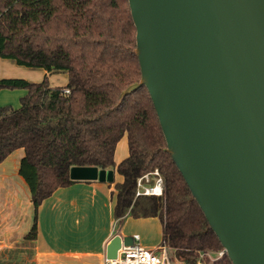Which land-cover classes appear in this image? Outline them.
<instances>
[{
  "label": "trees",
  "instance_id": "1",
  "mask_svg": "<svg viewBox=\"0 0 264 264\" xmlns=\"http://www.w3.org/2000/svg\"><path fill=\"white\" fill-rule=\"evenodd\" d=\"M136 47L129 0H0V59L45 72L40 82L0 79V89L26 91L19 108H0V164L24 150L19 174L35 214L28 240L37 239L42 203L76 183L72 168L96 167L122 177L115 227L129 217L156 218L170 259L195 264L200 253L223 247L167 152L147 88L124 95L141 81ZM59 74L66 85L52 87L49 78ZM124 138L128 155L116 163ZM156 171L162 194L137 196L139 179L149 175L143 184L152 187ZM212 264L232 262L226 255Z\"/></svg>",
  "mask_w": 264,
  "mask_h": 264
},
{
  "label": "water",
  "instance_id": "2",
  "mask_svg": "<svg viewBox=\"0 0 264 264\" xmlns=\"http://www.w3.org/2000/svg\"><path fill=\"white\" fill-rule=\"evenodd\" d=\"M141 81L232 264H264V0H129ZM74 181L112 180L74 167ZM132 237L115 235L106 259Z\"/></svg>",
  "mask_w": 264,
  "mask_h": 264
},
{
  "label": "crops",
  "instance_id": "3",
  "mask_svg": "<svg viewBox=\"0 0 264 264\" xmlns=\"http://www.w3.org/2000/svg\"><path fill=\"white\" fill-rule=\"evenodd\" d=\"M13 63L0 59V68L17 71L19 68L12 66ZM30 73L23 70L22 75L16 77L29 81L32 80ZM42 73L44 77L45 72ZM51 78L52 87L66 85V81L55 85ZM0 79H3L2 75ZM20 93L23 97L26 91ZM122 142L128 155V143L124 138L116 149V163L123 158L117 159ZM23 157L24 151L18 149L0 164V264H104L106 246L115 235L132 238L138 235L140 245L150 250H155L162 242V225L156 218L136 220L129 217L130 224L119 231L115 229L113 193L115 184L121 182L122 177L114 170L112 182L76 181L70 187L57 190L38 210L37 239L28 240L35 214L30 190L19 174ZM158 228L160 237L157 234L151 237L152 231L155 229L156 232ZM130 231L137 233L131 236ZM94 236H98L95 250H80L85 249Z\"/></svg>",
  "mask_w": 264,
  "mask_h": 264
},
{
  "label": "built area",
  "instance_id": "4",
  "mask_svg": "<svg viewBox=\"0 0 264 264\" xmlns=\"http://www.w3.org/2000/svg\"><path fill=\"white\" fill-rule=\"evenodd\" d=\"M65 93H69V91ZM153 175L158 179H155V185L152 187H147L143 184L144 181H150L149 175H145L139 179L137 196H160L162 194V179L159 177L157 171ZM133 239L135 241L134 245L126 246L122 243V247L118 252V258L116 260H107L105 258L104 264H185L182 261L177 260L173 262L170 259L168 246L164 242L155 250H150L140 245V237L138 235H135ZM224 256H226L224 249L217 254L200 253L195 264H212L221 260Z\"/></svg>",
  "mask_w": 264,
  "mask_h": 264
},
{
  "label": "rangeland",
  "instance_id": "5",
  "mask_svg": "<svg viewBox=\"0 0 264 264\" xmlns=\"http://www.w3.org/2000/svg\"><path fill=\"white\" fill-rule=\"evenodd\" d=\"M9 61V60H8ZM13 62V61H10ZM12 64V63H11ZM15 63H13L12 66H16L17 68H19L17 71L15 69H11L10 68H0V75H2L3 78H23L26 79L24 77H16L18 75H22L23 70H26L27 72H31L30 73V78L32 80H29L31 82H39L42 81L43 79V73L40 70H36V69H29V68H25V67H20L18 65H14ZM27 75V74H26ZM67 83V75L65 74H59V75H54L51 78V82L55 85L57 84H61V83ZM59 86V85H58ZM20 89H15V90H11V89H0V108L4 107V106H12L14 108H19L20 107V98L23 94L20 93ZM122 141V140H121ZM125 144L122 142L118 148L117 151V159H121V157H123L121 159V161L127 156L126 152H125ZM22 151H24L23 149H20ZM128 151V150H127ZM104 171V170H103ZM105 174H112V178H114V172L113 170H108V171H104ZM111 182L113 181L110 180ZM109 181V182H110ZM128 219V218H127ZM126 219V221H127ZM103 222V226H105L106 221L105 219L102 220ZM128 224H130L128 221L125 222L123 224L122 227H124L125 225L127 226ZM132 224V222H131ZM158 224V223H157ZM122 227L119 229L118 227H115V229H117V231L121 230ZM137 232L134 231H130V235L134 236V234ZM155 234H157L158 238L160 237V232H159V228L158 230L155 232V229L152 231L151 237H154ZM98 239V236H94L89 242L86 243V247L85 249L81 248L80 250H86V251H94L96 248V241ZM161 241L158 243V246L161 245ZM172 256V261L175 262L178 259H176L175 256H173L172 254H170ZM180 261V260H179Z\"/></svg>",
  "mask_w": 264,
  "mask_h": 264
}]
</instances>
